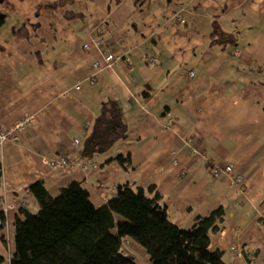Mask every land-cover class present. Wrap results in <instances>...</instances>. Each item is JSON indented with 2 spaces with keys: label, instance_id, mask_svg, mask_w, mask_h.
<instances>
[{
  "label": "crops",
  "instance_id": "1",
  "mask_svg": "<svg viewBox=\"0 0 264 264\" xmlns=\"http://www.w3.org/2000/svg\"><path fill=\"white\" fill-rule=\"evenodd\" d=\"M108 52L120 56L112 65ZM112 100L128 137L88 159L84 140ZM29 113L37 118L21 141L0 139V237L11 258L16 216L36 202L29 186L37 179L52 194L79 180L97 205L128 181L156 184L184 228L223 206L210 247L232 264H264V0L0 1V122ZM129 150L131 169L106 163ZM64 153L91 162L71 169L45 159ZM229 162L239 184L214 171Z\"/></svg>",
  "mask_w": 264,
  "mask_h": 264
},
{
  "label": "trees",
  "instance_id": "2",
  "mask_svg": "<svg viewBox=\"0 0 264 264\" xmlns=\"http://www.w3.org/2000/svg\"><path fill=\"white\" fill-rule=\"evenodd\" d=\"M80 14L66 13L69 18ZM17 33L31 35L24 27ZM145 93L151 94L148 90ZM124 137H128L124 112L120 103L112 100L96 117L82 154L97 159ZM109 162L131 169L132 151L113 154ZM3 172L0 164V178ZM29 188L39 209L22 206L17 213L11 264H140L134 253L123 250L128 239L144 246L153 264H232L224 257L223 249L210 247L212 230H219L220 221L225 219L223 206L198 216L192 227L184 228L172 218L164 193L154 183L134 187L128 181L120 182L116 194L102 205L94 203L89 189L79 180L71 181L58 194H52L43 179H37ZM3 205L0 196V231L7 220ZM3 239L6 241L5 235ZM184 241L209 262L195 256ZM4 259L0 251V264Z\"/></svg>",
  "mask_w": 264,
  "mask_h": 264
},
{
  "label": "built area",
  "instance_id": "3",
  "mask_svg": "<svg viewBox=\"0 0 264 264\" xmlns=\"http://www.w3.org/2000/svg\"><path fill=\"white\" fill-rule=\"evenodd\" d=\"M96 42H94L93 44H95ZM90 48V44L85 45V49H89ZM241 54V49L238 48L235 50V55H240ZM105 61L107 62L108 65H112V63L119 59L120 56H116L114 53L108 52L105 53ZM150 60L152 61H158L159 57L155 56L154 54L149 56ZM103 64V62L97 61L96 62V66L99 67ZM188 74H190L191 76L195 74V70H190L188 72ZM37 118V116L33 113H29L26 114L24 117L19 118L18 120H16L15 122H13L12 124L5 126L0 122V139L2 141L4 140H11V141H21L22 139V135L21 132L25 131L27 129V127L29 126V124L31 122H33L35 119ZM75 142L78 144L80 142L79 138L75 139ZM46 161L52 165L53 167H69L71 169H76V167L81 164L84 168L88 167V163L85 160L79 161L76 157L71 156L69 154H61L58 157H45ZM175 162H178V159L175 158L174 159ZM92 165L94 166H98L97 163H93ZM214 171L217 174H221L224 173L226 179H229L228 181L235 183V184H239L240 178L239 175L237 173V169L234 165V163L229 162L224 164H218L214 167ZM234 248L236 250L239 251L238 249V245H234Z\"/></svg>",
  "mask_w": 264,
  "mask_h": 264
},
{
  "label": "rangeland",
  "instance_id": "4",
  "mask_svg": "<svg viewBox=\"0 0 264 264\" xmlns=\"http://www.w3.org/2000/svg\"><path fill=\"white\" fill-rule=\"evenodd\" d=\"M31 209L33 211H37L39 209V204L37 202H33V204H31ZM113 230L114 232H117L118 226H115ZM183 245L188 246V248L192 251V253L202 261L209 262L206 258L202 256V254L198 250H195V248L189 245L186 241L183 242ZM123 250L127 253H134L137 256V258L144 264H153L145 247L135 242L134 240H129V239L126 240L123 245ZM0 251L5 256V259L1 264H11L10 247L8 245V241H4L3 239H1V237H0Z\"/></svg>",
  "mask_w": 264,
  "mask_h": 264
},
{
  "label": "clouds",
  "instance_id": "5",
  "mask_svg": "<svg viewBox=\"0 0 264 264\" xmlns=\"http://www.w3.org/2000/svg\"><path fill=\"white\" fill-rule=\"evenodd\" d=\"M85 161H87V162H91V161H88V160H85ZM95 161H93V163H94ZM96 163V162H95Z\"/></svg>",
  "mask_w": 264,
  "mask_h": 264
},
{
  "label": "water",
  "instance_id": "6",
  "mask_svg": "<svg viewBox=\"0 0 264 264\" xmlns=\"http://www.w3.org/2000/svg\"><path fill=\"white\" fill-rule=\"evenodd\" d=\"M0 1H3V0H0Z\"/></svg>",
  "mask_w": 264,
  "mask_h": 264
}]
</instances>
